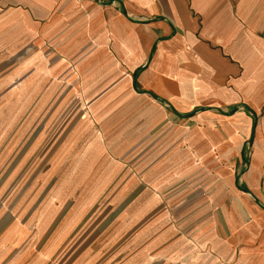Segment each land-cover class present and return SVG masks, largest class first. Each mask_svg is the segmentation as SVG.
<instances>
[{
    "label": "crops",
    "instance_id": "obj_1",
    "mask_svg": "<svg viewBox=\"0 0 264 264\" xmlns=\"http://www.w3.org/2000/svg\"><path fill=\"white\" fill-rule=\"evenodd\" d=\"M3 51L76 76L183 264H264V0H0Z\"/></svg>",
    "mask_w": 264,
    "mask_h": 264
},
{
    "label": "rangeland",
    "instance_id": "obj_2",
    "mask_svg": "<svg viewBox=\"0 0 264 264\" xmlns=\"http://www.w3.org/2000/svg\"><path fill=\"white\" fill-rule=\"evenodd\" d=\"M13 53L0 52V264H183L151 187L127 169L105 180L76 76Z\"/></svg>",
    "mask_w": 264,
    "mask_h": 264
}]
</instances>
